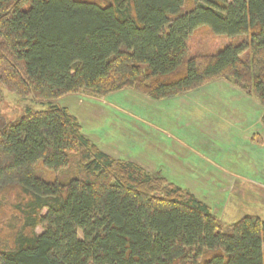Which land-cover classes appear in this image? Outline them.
<instances>
[{
    "label": "trees",
    "instance_id": "trees-1",
    "mask_svg": "<svg viewBox=\"0 0 264 264\" xmlns=\"http://www.w3.org/2000/svg\"><path fill=\"white\" fill-rule=\"evenodd\" d=\"M201 28L245 38L189 56ZM217 79L255 96L264 123V0H0V101L47 103L0 123V264H264L260 217L224 226L54 102L126 88L159 101Z\"/></svg>",
    "mask_w": 264,
    "mask_h": 264
},
{
    "label": "rangeland",
    "instance_id": "rangeland-1",
    "mask_svg": "<svg viewBox=\"0 0 264 264\" xmlns=\"http://www.w3.org/2000/svg\"><path fill=\"white\" fill-rule=\"evenodd\" d=\"M244 38L213 35L201 28L188 39V55L215 53ZM2 92L0 123L19 117L26 107H47L31 96L21 97L5 88ZM54 102L76 116L83 133L104 152L166 176L170 183L206 203L224 226L244 215L264 221L263 107L255 96L217 79L159 101L126 88L103 97L67 94ZM177 133L192 143L189 155L197 158L194 164L188 158L178 165L174 163L176 156L170 157L168 140L177 141ZM190 135L195 137H191L192 142ZM74 168L72 163L66 170L69 176ZM34 171L45 180L61 178L41 162Z\"/></svg>",
    "mask_w": 264,
    "mask_h": 264
},
{
    "label": "crops",
    "instance_id": "crops-1",
    "mask_svg": "<svg viewBox=\"0 0 264 264\" xmlns=\"http://www.w3.org/2000/svg\"><path fill=\"white\" fill-rule=\"evenodd\" d=\"M157 122H158V120H157ZM161 134V133H160ZM140 135V134H139ZM144 136V135H143ZM184 137L185 136H183V137H181V135L179 134V133H177L176 135H175V140H177V141H174V142H172V140H170V138H169V140L168 141H170V146H171V154H170V157H173V156H176V158H175V160H174V163H177L178 165L179 164H182V162H183V160H186V159H188V158H191V160H193V164H194V160L195 159H197V158H195V155H193V153H190V155H189V145L190 146H193V145H191L192 143H188V142H186V141H184ZM191 137H193V138H195L194 136H189V138H188V140H189V142H192V139H191ZM144 138L146 139V137L144 136ZM236 138H239V136L238 135H236ZM147 141H146V143L148 144V142H149V138L147 137ZM166 139V138H165ZM187 139V138H186ZM162 140H164V138L162 137ZM183 140V141H182ZM167 141V142H168ZM185 142V143H184ZM169 146V147H170ZM264 161V160H263ZM166 177V176H165Z\"/></svg>",
    "mask_w": 264,
    "mask_h": 264
}]
</instances>
